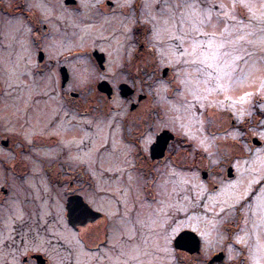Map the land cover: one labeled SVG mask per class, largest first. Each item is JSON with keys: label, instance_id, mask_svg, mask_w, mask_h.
<instances>
[{"label": "rangeland", "instance_id": "1", "mask_svg": "<svg viewBox=\"0 0 264 264\" xmlns=\"http://www.w3.org/2000/svg\"><path fill=\"white\" fill-rule=\"evenodd\" d=\"M103 1L105 0H0L2 4L0 5V161L6 163L11 160L12 155L7 148L14 142L10 141L13 139L17 142L20 139L27 145L24 147L28 150L32 149L31 145L35 142L37 146L42 145L39 150L32 151L39 154L38 158L43 157L47 162L45 166L27 165L26 174L15 173L8 167L4 168L5 175H2L0 170V264H22L17 252L20 249L5 248L7 242L18 243V239L15 238L18 230L20 236L24 234L23 237L31 247L36 249L37 245H43V249L38 252H50L53 248L47 240V231L40 230L43 224H46L48 229L55 226L51 232L54 235L57 231L64 241L68 240L65 237H69L71 242H67L69 254L83 255V257L86 255L83 247L74 243L75 234L64 229L65 210L67 223L79 226L76 216L71 212V203L76 198L73 190L78 184L75 183L71 189L74 178L65 172L68 166L74 163L84 167L88 172L97 170V174L91 180L96 183L97 195L100 191L111 189L112 186L111 191L117 194L114 199H110L109 194L98 199L95 198L96 195L91 196L93 194L91 190L87 191L85 188L83 198L86 202L91 203L94 200L96 205L106 209L103 213L109 216L112 213V216H115L118 205L126 204L128 199L130 204L126 210L136 215L125 223L124 230L123 228L120 230L126 234L127 239L130 234L134 240L139 239L141 230L150 229L152 226L158 227V234L151 236L150 241L145 239L142 244H151L149 249H157L159 260H165L166 257L170 259L171 255L170 240L167 245L165 244V236L171 235L165 231L167 224L171 222L170 217L178 215L177 209L181 207L192 210L184 197L186 195L191 197L194 193L185 189H190L192 184H206L203 180L204 174L206 176L209 172L217 173L222 164L235 165L236 161L232 157L241 155L238 149L243 150L244 158L249 160L260 154L258 150H264V140L259 136L260 132H264V91L259 90L261 79L264 78V71L261 70V66L264 65V44L260 42L264 34L259 31L258 26L245 29L255 33L248 38L252 43H243V47L252 55L245 57L247 63L238 62L237 71L233 73L234 80L243 76H247V79L240 84L233 83L231 91L227 93H202L207 96L204 103L209 104L205 110L200 107V102L190 95V86L180 82L183 79L184 66L169 67L171 72L159 70L156 77V69L168 65L160 62L159 56L151 46L150 33L146 30L145 45L148 50L142 47L143 42L140 38L145 35L139 20L143 18L136 16L135 24L129 21L132 8L125 6L127 0H107L109 2L105 3ZM135 3L136 0H131L132 5ZM168 3L175 4L176 0H168ZM203 3L205 6L215 5L217 11L222 3L231 6L230 0H203ZM155 4L156 10H160L163 8L164 0H155ZM21 6L33 21L39 23L41 30L43 24L47 25L41 33L45 34L42 37H46L47 40L44 49L57 61L47 70L42 71L38 68L36 74L30 71L33 64L31 60L33 46L28 34L29 27L23 23L26 18L17 12V8ZM139 9L142 11L141 7ZM237 11L247 22V14L241 9ZM5 12L13 15L8 17ZM137 24L140 30L135 29ZM223 27L224 25L221 24L217 31ZM148 28L149 25L145 27ZM135 54H138L140 59L133 62L138 68H144L136 71L141 74L131 78L121 71L131 67ZM104 55L105 72L102 71L103 61L99 63L100 56L104 60ZM25 57L31 59L24 61ZM65 70L70 75L68 85L66 84L68 80L63 82L62 71ZM101 76L117 86L118 83L131 79L137 84L134 86L138 91L122 83L120 87L123 85V90L127 89L129 93L126 91V94L122 95L123 90L120 89V92L110 93L109 96L105 92L108 87L103 86L105 91L100 89L102 86L99 84L106 82L100 79ZM162 76L165 78L163 79ZM67 77L69 78L68 75ZM64 85L65 89L61 87ZM108 86L110 88L109 84ZM245 92L252 93L251 97L243 104H234L233 101H237ZM226 96L231 99H227ZM186 102L192 105L188 112L185 111ZM201 121H203L202 125ZM137 128L141 131L143 129L149 131L152 140L158 130L168 128L169 132L177 137V142H173L172 146L184 145L185 151L190 150L189 158L192 159L189 165L190 174L180 169L169 176V180L173 183L172 194L169 195L171 203L169 205L157 203L158 210L147 208L146 214H140L146 212L142 209L140 211L141 204L135 207L138 212L140 211L139 213L131 211L134 203L137 204L142 199V190L138 187L144 183L147 186L152 178L150 165L140 161L141 156L130 158L132 149L129 150L125 146L124 141L132 138L130 134L137 132ZM201 140H206V145H202ZM17 143L20 147L23 146L22 143ZM206 147L208 151H205ZM104 156L108 162L100 163L98 159H104ZM29 158H31L29 155L20 157L26 161ZM134 162L138 165L135 173L123 169L136 165ZM245 167L247 165L241 160V172ZM228 168L225 169L227 177L231 175V170ZM145 169L150 172H146ZM19 170L22 168L17 169V172ZM142 171H145L144 177L143 175L140 177ZM247 175L244 173L245 182ZM82 180H85V177ZM185 180L189 181V184L185 185L183 183ZM12 183L18 185L14 187ZM162 183L163 181L160 184ZM157 184L153 186L156 189L159 186ZM7 190L6 195L4 192ZM122 191L125 194L119 198ZM67 195L73 196L66 198ZM204 202L208 203L206 198ZM152 211L155 213L153 217L155 220L151 218ZM199 211L202 212L203 209ZM92 218L94 215L90 212L89 219ZM233 218L229 216L228 220ZM33 219L39 224L36 228L30 229L27 221ZM222 225H219V228L222 229ZM112 226L109 223L106 226L110 228V233L115 230ZM60 227H63L64 231ZM104 228L86 225L82 234L87 235L90 246H93L91 244L99 238V233L102 234ZM246 228L249 233L252 232L251 221ZM117 229L115 231L118 232ZM122 235L114 237L111 244ZM30 236L32 237L29 238ZM205 244L208 246L206 241ZM59 247L58 252H62V245ZM145 255L154 259L151 257L154 256L153 253L145 252ZM91 261L93 262L94 258L90 263Z\"/></svg>", "mask_w": 264, "mask_h": 264}, {"label": "snow or ice", "instance_id": "2", "mask_svg": "<svg viewBox=\"0 0 264 264\" xmlns=\"http://www.w3.org/2000/svg\"><path fill=\"white\" fill-rule=\"evenodd\" d=\"M230 4V7L220 4L219 11L215 5L205 6L203 0H176L175 4L164 0L160 10H156L155 0H144L140 5L142 22L149 25L146 31L150 33L151 46L159 56L160 62L173 68L177 65L184 66L183 79L180 82L190 86V95L199 101L200 107L205 110L209 104L204 103L207 96L202 93H227L231 91L233 83L240 84L247 79V76L233 79L238 62L247 63L245 57L252 55L243 47V43H252L248 38L255 33L245 29L258 26L259 31L264 34V0H230ZM125 6L131 8V0H127ZM237 9L247 14V22ZM128 19L133 24L137 23L135 9ZM221 24L224 25L223 29L217 31ZM260 42L264 44V35ZM261 70L264 71V65ZM100 79L104 77L101 76ZM259 90L264 91V78L261 79ZM251 95L252 93L245 92L233 103L243 104ZM226 98L231 99L227 96ZM191 108L192 105L186 102L185 111L188 112ZM136 131L138 135L133 134L132 139L125 142V146L129 150L135 149L138 153L146 151L152 143L150 132L140 129ZM259 136L264 140V132H260ZM200 143L206 145L207 141L201 140ZM113 147L115 148V144ZM208 150L206 147L205 151ZM238 151L241 155L232 157L240 174L237 180L226 182L219 189L206 184H192L190 189H185L194 193L191 197H184L192 210L181 207L177 212H182L183 215L170 217L171 222L167 224L165 231L171 235L165 236L166 245L176 237H179L175 240L177 246L182 241L186 242L185 236L180 233L190 229L192 233L204 239L209 247L215 233L219 237L216 242L219 247L226 239L219 231V225L227 224L229 216L235 217L243 212V223L248 225L251 221L252 232L241 228L234 234L236 242L248 250V256L241 264H264V150H258L260 154L251 160L244 158L243 150ZM241 160L247 165L243 172L240 169ZM244 173L248 174L246 182ZM183 183L187 185L189 181L185 180ZM205 198L208 203L204 202ZM93 206L96 212H106V209L96 205L94 200L91 203L78 204L71 212L77 218H86ZM201 208L202 212L199 211ZM227 231L225 228L224 232ZM42 249L43 245H37L35 250Z\"/></svg>", "mask_w": 264, "mask_h": 264}, {"label": "flooded vegetation", "instance_id": "3", "mask_svg": "<svg viewBox=\"0 0 264 264\" xmlns=\"http://www.w3.org/2000/svg\"><path fill=\"white\" fill-rule=\"evenodd\" d=\"M103 2L105 3V2H109V1L105 0ZM142 2H143V0H136V3L133 4L131 7L132 11H133V9H135L137 18H143L141 16L142 11H140V9H139ZM0 5H2V4L0 3ZM0 10H1V7H0ZM9 11H11V10H9ZM17 12L20 15L22 14L21 16H23V15L25 16L26 21H24L23 23H25L29 27V33L28 34H30V41H31L32 46H33V50H32L33 52L31 54L32 59H31V57H28V58L25 57L24 61H25V59L33 60L32 68L30 69V71L35 72L38 68H41V70L43 71V70H47L48 67L54 66V64L57 61L55 59H53L51 57V55H49L47 53V51L44 49L47 40L45 39L46 37H42L43 35L45 36V34H43V35L41 34L42 31H44L47 28V25L43 24L42 30H41L39 23H37L35 20L33 21L31 19L29 13L23 9V6L18 7ZM108 12H111V10H108ZM5 13H7V12H5ZM7 15H8V17H10L13 14L10 15L7 13ZM23 20L24 19H22V21ZM139 21H140L139 23L142 24L141 27L144 28L143 34L145 35L144 37L142 36V38H140V41L143 42L142 47L144 49L148 50L147 46L145 45L146 39H147L145 27H147L148 25L144 24L142 22L143 19H141ZM135 29L140 30L139 24H137L135 26ZM37 37L40 38L39 41H38ZM35 38H37V39H35ZM41 38H44L45 40L43 39L44 41H42ZM137 59L139 60L140 56L138 54L137 55L135 54L134 59L131 61V67L129 69L125 68L124 69L125 71L122 70L121 72L125 73L128 77H131V78L137 77L139 74H141L140 72H136V71L138 69L140 71L144 67L140 69V68H138V66L135 65V62H133V61H135V60L137 61ZM104 62H105V55H104L103 63ZM105 68H106V65L104 63L103 69H102L103 72H105ZM159 70L162 72H163V70L170 71L169 66L164 65V67H162V68L158 67L156 69V77H158V73L160 72ZM35 74H36V72H35ZM66 74L69 76V78L67 79L68 81L66 82V84L68 85L70 82V75H69V72L67 73V71H66ZM164 78L165 77H163V79ZM171 78L173 81L174 77L172 76ZM101 80L106 81L110 85L111 94L113 92H116V91L120 92V89H121L120 85L122 83L128 84L130 87L134 88L135 91H138L137 87L134 86V84L135 85H137V84L134 83L133 80L131 81V79L128 81H122V82L118 83V86L116 84H114L113 82L110 83L106 79H101ZM65 85L61 86V87L63 89H65L66 88ZM137 129H139V128H137ZM167 130L169 131L168 128L167 129L163 128V129L158 130L157 133L153 135L154 139L152 140V143L148 146V149L146 151H141L138 153L135 149H132L131 150L132 152L129 154L130 158H134L136 156L137 157L141 156L142 160L141 159H139V160L150 165L149 170H152L151 182H148V185L145 186V183H144L145 181L143 180L144 184L141 185V183H140L141 186L138 187L142 190V192H141L142 199L140 198L141 202H138L137 204L134 203L136 206L133 205L131 211L134 210L135 212H138V209L135 208L138 206V204H141L139 206L140 211H141V209H142V211L146 210L145 213L143 212L140 214H146L148 212L147 208H151L152 210L153 209L158 210L157 209L158 208L157 203L159 205L161 203L162 204L166 203L169 205L171 203V200L169 199V195H170V193L172 194V184H173L169 180V176H172L171 174H172V172H175V170H180V169H182L183 171L185 170V171H187L188 174H190L191 167L189 165H190V161L192 159L189 158L190 157L189 154L191 152L189 149H188V151H185L186 149H185L184 145H182V144H179V146H172L173 142H175V143L177 142L176 141L177 140L176 135H174L175 136L174 140L168 142V145H167L165 152L158 157L155 156L157 151H155V149L151 146L156 142L157 135L160 132L167 131ZM142 131H145V130L143 129ZM133 134L138 135V132H135ZM133 134H130V136H133ZM131 139H132L131 137H130V139L127 138L126 141H129ZM31 141L34 142L32 139H31ZM126 141H124V142H126ZM10 142H14V143H11L10 146H8V148H7L9 150V153H11L12 158H11V160H8V162H6V163H5V161H0V170H1L2 175L4 174V168L6 169L8 167H9L8 169L13 170L15 173L26 174L27 173V171H26L27 165H29V164H32L34 167L37 164H39L40 166L47 165V162L45 161L46 159H44L43 157L38 158L37 156H39V154L32 151V150H34V151L39 150L42 147V145L37 146L36 145L37 142H35V144L31 145L32 149L28 150L24 147L27 145H25L20 139H18L17 142L22 143L21 145H23V146H21V147L13 139H11ZM197 154L198 153L196 152L195 155H197ZM22 155H29V156H31V158H29V160H27V161L22 160V159H20V157H22ZM98 160L100 163H102L103 161H105L106 163L108 162V159H106L105 156H104V159L99 158ZM100 163H99V165H100ZM8 164H12V165L8 166ZM134 164H136V162H134ZM225 165H223V164L220 165V167L217 170V173H213V172L207 173L206 176L203 177V180L205 181L204 183L210 185L212 188L219 189L226 182H232V181L237 180L240 175L237 172V169L235 168V166L231 165V164H227V166H225ZM137 166H138L137 164L136 165H130L129 167H126V168L123 167V169H126V171H128L130 173L131 172L135 173L137 171ZM228 167L231 170V173H230L231 175H228L229 177L225 176V169H227ZM19 168H22V170H19V172H17V169H19ZM149 170L145 169L146 172H148ZM96 171H92V172L85 171L84 167L82 168L80 165H78L76 163L68 166V170H66L65 172H67L68 174L71 175L72 178H74V181L71 184L72 185L71 189L74 187L75 183L78 184V186H75V188L73 190L74 191L73 193L75 194L76 198H74L75 201L72 202L73 205L71 203V206H72V207L70 206L71 209L76 207L78 204L79 205L85 204L86 199L83 198V192H84L85 188L87 191L91 190L93 192V194H91V196L96 195L97 197H95V198H98V199H99V197L101 198L102 196H105L108 194H109L110 199H114L117 196L116 193L111 191V190H113L112 185H111L112 186L111 189L108 188L109 190L106 189L105 192L100 191L99 195L96 194V188H95L96 183H95V181H91L92 179H94L95 174H97ZM145 171L140 172L141 173L140 177L142 175H143V177L145 176L144 175ZM102 172H104V171L102 170ZM105 172H106V170H105ZM178 174H180V172ZM84 177H85V180H82V179H84ZM57 179H58V177H57ZM54 181H56V180H54ZM162 181H163V183H162L163 185L160 184ZM6 182H8V181L6 180ZM17 183L16 184L12 183V184L15 187L16 185H18ZM138 184H139V181H138ZM156 184L159 185L157 187V189H156V187H153ZM164 184H166V185L164 186ZM155 190H157V191H155ZM7 193H8V190L4 192V194H6V195H7ZM63 193H65L64 190H63ZM85 193H87V192H85ZM124 194H125V192L122 191V193L118 197L122 198V195L124 196ZM181 195H182V193L180 194V196ZM70 196H73V195H67L66 198H70ZM160 200H162V201H160ZM129 204H130V201H128V199H127L126 204L120 203L116 209L117 215H115V216H112L113 215L112 213L109 216L103 212H96L94 210V207H92V208H90V210H91L90 212L94 215V218L97 217V218H95L96 220L94 218L89 219V215L86 218H84V217L77 218L76 217V220H77V223L79 226L71 225V224L67 223V215H66V210H65L64 215L66 218V223L64 222V224H65L64 229L65 230L67 229L70 232L75 234L74 235V237H75L74 243L80 244L83 247V250L86 253V255L84 257H83V255L78 256V254H69L67 251L69 248L67 242L71 243L69 240V237L68 238L65 237L68 240L64 241L63 237L60 236V234L57 231H55L54 235H53L51 230L53 228H55V226L48 229V226L46 224H43V225L40 224L41 225L40 230L47 231V233H46V235H47L46 237L48 238L47 240L51 244L50 247L53 248L52 250L50 249L51 250L50 252H44L43 253V252L36 251L35 248L30 246V243L26 242V238L23 237L24 234H22V236L19 235L20 230H18V232H16L17 235H15V238L18 239L17 240L18 243L17 242L16 243L11 242L10 244H8V242H7L5 244V248L11 249V248L16 247V249H20V251L17 250V252H18V258L22 264H25V262H27V264H60V262H63V264H241V262L244 261L248 256V250L242 244L236 242L235 235H234L235 233L239 232L241 228L247 227V225H245L243 223L244 214H243V212H240L233 219L228 220L227 224L222 225L223 230L221 228H219V231L226 236V239H224L222 241L221 246L216 247V242L219 239V237L215 233H213V235H212L211 241L213 243H211V247H208L205 244V241L198 234L192 233L190 231V229H186L185 231L180 233V235L185 236L186 242L182 241L181 244L179 246H177L175 243V240L178 239L179 237H176V238L170 240V247H169L170 253H171L170 259L166 257L165 260H163V259L159 260L158 254H157V252H158L157 249H154V248L149 249V247L151 245V244L149 245V243L146 245L142 244L145 239L150 241L151 236H155L158 234L157 233V231L159 230L158 227L152 226V228H150V229H148V228L143 229L144 232H143V230H141L142 232H140L139 239L137 238L134 240H132V237H130V234H129V238L127 239L126 234L122 233V230H124L123 227H125V223H128L129 221H131V219H133V217H135V215H136V214H132V213L130 214L129 211L126 210V207ZM65 208H66V205H65ZM153 211H152L153 215L151 218H153L155 216V213ZM178 215H183V214L182 213L180 214V212H179ZM86 220H92V221H87V222H91L92 224L87 223ZM153 220H155V218H153ZM108 223L110 225H113L112 228L115 230L117 229V226L120 225L119 228L117 229L119 231L117 232L114 230V231H112V233H110L109 232L110 228H108V227L106 228ZM37 224H39V223L36 222L35 219H33L31 221H27V225L30 227V229L36 228ZM84 224L87 226L88 225H90V226L94 225V226H97V228L99 227L100 229L105 227L103 230V233L102 234L99 233V235H100L99 238H97V240L94 241L93 244H91L93 246H90L89 241L87 240L88 239L87 235L82 234L85 231V229H84L85 225ZM249 225H250V222H249ZM225 228L228 229L227 233L224 232ZM61 229H63V227ZM64 229H63V231H64ZM120 229H122V230H120ZM55 233H56V235H55ZM120 234L121 235L123 234L124 236L123 235L119 236L115 240V243L113 242V244H111V240ZM31 237L32 236H30L29 238H31ZM60 239L61 240L63 239V241H61ZM99 240L102 243H100ZM56 241H57V243L58 242L59 243L57 244ZM95 242H97V243H95ZM189 242H191V244H189ZM196 242L198 245L194 246ZM61 243H63V244H61ZM155 244L156 243H154V245ZM60 245H62V248H63L62 252H58ZM71 245L73 246V243ZM206 246L208 248V251L206 250ZM213 248H215V249H213ZM77 249L78 248H76V250ZM145 252H148L150 254L153 253L154 256L152 255L151 257H154V259H150L148 257V255H145ZM90 256H92V258H89ZM166 256H168V255H166ZM132 257H136V258L133 259ZM93 258H94V261L93 262L91 261V263H90V260H93ZM169 260H170V262H169Z\"/></svg>", "mask_w": 264, "mask_h": 264}, {"label": "water", "instance_id": "4", "mask_svg": "<svg viewBox=\"0 0 264 264\" xmlns=\"http://www.w3.org/2000/svg\"><path fill=\"white\" fill-rule=\"evenodd\" d=\"M101 56H102V54H101ZM101 56H100V59H99V63L100 62L102 63V61H103V59H102ZM62 74H63L62 75L63 76V82H66L67 79H68L67 74H66V70L65 71H62ZM99 85L102 86V87L100 86L101 87L100 89L103 90V91H105V88H104L105 86H106V88L108 87V89L105 92L107 93V95L110 96L111 90H110L108 84H106V82H101V84H99ZM120 88H121V90H123L124 86L122 85ZM126 91H128V93H129V90L126 89V90H123L121 92V94L122 95L123 94H126L125 93ZM173 138H174V135H172L169 131H164V132L158 134L157 135V141L151 146V147H153L155 149V151H157L155 156H158V155L162 154L164 152L165 148L167 147L168 142L171 139H173ZM254 142H256V141L254 140ZM204 176H205V174H204ZM189 244H191V242H189ZM197 245L198 244L196 242L194 246H197Z\"/></svg>", "mask_w": 264, "mask_h": 264}]
</instances>
